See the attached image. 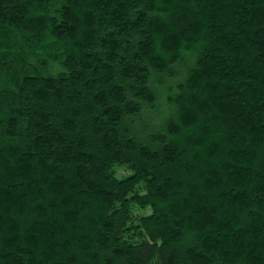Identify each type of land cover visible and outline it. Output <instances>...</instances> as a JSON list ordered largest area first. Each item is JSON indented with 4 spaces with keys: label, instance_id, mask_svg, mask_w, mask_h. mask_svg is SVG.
Returning <instances> with one entry per match:
<instances>
[{
    "label": "trees",
    "instance_id": "trees-1",
    "mask_svg": "<svg viewBox=\"0 0 264 264\" xmlns=\"http://www.w3.org/2000/svg\"><path fill=\"white\" fill-rule=\"evenodd\" d=\"M0 264H264V0H0Z\"/></svg>",
    "mask_w": 264,
    "mask_h": 264
}]
</instances>
